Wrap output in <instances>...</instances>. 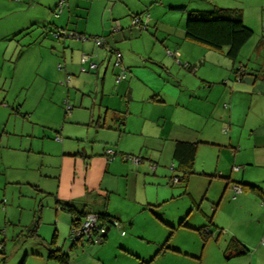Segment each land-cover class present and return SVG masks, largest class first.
I'll list each match as a JSON object with an SVG mask.
<instances>
[{
    "label": "rangeland",
    "instance_id": "rangeland-1",
    "mask_svg": "<svg viewBox=\"0 0 264 264\" xmlns=\"http://www.w3.org/2000/svg\"><path fill=\"white\" fill-rule=\"evenodd\" d=\"M59 1L0 0V264H65L49 258L53 246L70 254L66 264H249L254 249L249 247L251 254L244 259V255L226 258L227 230H216L208 218L223 193L219 172L196 171L189 178L190 190L183 192L165 175L160 180L149 175L138 178V166L150 164V156L134 151L136 139L121 142L123 146L109 142L104 153L97 152L104 146L103 136H114L117 129L110 115L103 123L105 103L96 91L101 81L95 77V83L87 77L90 73L81 71L79 60L81 51L100 48L94 44L98 35L122 44L130 40L121 37L122 31L132 30L131 43L149 53L146 61L160 56L161 50L176 51L172 45L177 42L179 60L196 64L187 72L193 76V84L198 81L201 87L183 91L178 98V110L183 114L179 112L176 118L187 125L190 109H194L195 120L188 125L199 126L204 135L210 134L207 137L234 141L237 133L245 134L242 124L240 128L234 120L231 125L221 124L220 114L215 119L213 111L203 120L198 112L206 113L207 107L198 101L211 103L212 110L218 108L222 113L220 99L227 90L237 94L241 112L252 108V115L264 106V97L256 93L262 90L264 95V0H65L63 11L57 13ZM216 7L240 8L244 24L254 32L236 60L226 55L227 48L208 49L183 39L192 10ZM37 13L43 17L41 23L29 25L15 36H4L13 21L21 25L24 14L27 22ZM138 15L143 24L133 23ZM73 32L80 35L73 36ZM185 52L189 59L184 58ZM115 62L114 54L112 67ZM158 67L164 70L152 63L148 72L152 74ZM182 69L170 67L171 74L164 70L165 76H171L170 84L178 85L177 76L183 79L186 73ZM120 70L118 67V73ZM66 74L70 75L67 82ZM238 88L241 90L236 91ZM173 103L170 100L167 106ZM108 149L118 152L115 158L107 157ZM118 149L143 161L136 165L120 157ZM127 164L134 167L126 171ZM171 165V161H159L156 173L167 170L173 176ZM144 171L153 173L150 165ZM170 191L174 196L164 198ZM106 198L111 213H121L119 225L111 227L102 243L95 237L71 248L72 218L61 202L73 201L78 206L88 202L92 203L89 209H103ZM148 200L155 202L146 203ZM222 208L219 218L234 212L226 211L228 206ZM233 228L248 231L252 243L264 237V226L255 220H246L240 227L233 224ZM253 261L264 264V249L255 253Z\"/></svg>",
    "mask_w": 264,
    "mask_h": 264
},
{
    "label": "crops",
    "instance_id": "crops-1",
    "mask_svg": "<svg viewBox=\"0 0 264 264\" xmlns=\"http://www.w3.org/2000/svg\"><path fill=\"white\" fill-rule=\"evenodd\" d=\"M173 8H175V6L172 7V9ZM23 16L24 19H21L25 22V18L27 19V16L25 14ZM41 18H43L41 17V13H37V16L35 18L30 17V20L25 23L22 22L21 25H18L15 21H13L12 27L4 33V36H15L16 33L20 32L21 30H25L27 26L33 25L35 23H41ZM116 24L118 29H123V26L120 27L118 21L116 22ZM104 37L106 39V36ZM121 37H123V39L130 38V40H128L129 42H124L122 44H116L118 41L117 39H115L116 41L114 40V43L105 40V44L107 43L106 47L101 45L102 47L100 46V48H97V50L95 48L96 52L92 48H87V51H81L82 53L79 60L81 71L90 73L89 75H87V77L94 79L95 83V77L99 81H101V88L97 84L96 91L101 92V101L105 103L106 110L103 123L106 124L107 118L110 115L114 123V128L117 129L116 135H112L109 137L103 136V138L105 139V143L103 142L104 146L101 148L98 147L97 152L100 153L102 150V152L104 153L106 149L105 144H108L109 142L116 141L121 146H123V143L121 142H134V139H136L138 147H136L134 151L150 156L148 157V161L150 164L144 163L143 165L138 166L140 170V172L138 171V178H140V176L142 175L143 177L149 175L151 177H154L156 180H160L161 177L165 175L164 177H170L172 179V176H170V171L161 170L160 173H156L158 171L157 169L159 161L165 164H169V162L171 161V169L174 171L173 175H180L181 173L179 172V170H176V168L179 166V161L174 156L177 142H198V149L192 166L193 171L190 174V177H192L191 175L195 174L196 171H203V173L209 175L212 172H215L213 174H217L219 172L218 175L220 178L218 182L221 181L224 183L221 198L213 209L212 217H208L211 224L217 227L216 230H219L221 233H224L223 231L227 230V234L229 235V237L226 241L224 255L226 256V258L231 259L244 255V257H241L242 259H244L249 257L245 254L250 253V247L254 249V252H252V261H250L249 264H256L253 261V257L255 256L256 252L264 249V244L262 242L264 237L261 241L258 238L255 243H252L253 239L250 238L251 236L248 231L244 232L235 229L233 228V224H237V226L240 227L241 224L246 220L251 221V223L255 220L257 223H259V225L264 226V202L262 201L260 195L249 190H245L244 192L238 194L236 197H233L229 187L233 184H240L242 186L245 184H250L257 185L264 192V106L256 110L252 115V108L249 109V112L247 113L246 111L241 112L240 108L237 107V94L234 95L231 92L230 94H228L227 90L220 99L221 102H224V106L223 108H221L222 113H219L218 108H214L212 110L210 108L211 103L198 101V103L202 105L206 104L207 107L206 113L204 109V111L198 112V115L202 117L203 120L208 118L210 113L213 111L212 114L215 119H218V115L220 114L219 118L221 119L219 120L221 121V124H226L228 122V124L231 125L234 120V122H238V128H240L242 124L241 129H243V131L245 132L244 135L243 133H237V137L234 141L231 137H229V142H225L226 140L219 141L217 139L207 137L206 135L209 136L210 134L206 133V135H204L201 132L202 129H200L199 126L188 125L193 124L195 120L194 109H190L192 114L190 115V123H187V125L180 123L178 121V117L176 118L179 112L183 114L182 110H178V107L180 106L178 99L179 96L182 95L184 90L194 91L195 86L199 84L196 79L194 80H196L197 82L193 84V76H191L187 72V70L193 71L196 64H192L190 62L183 64V62L179 60L181 56V53L178 51L180 44H178L177 42L173 44L172 42L173 48L176 49V51L173 52L175 54L171 55L169 53L170 50L168 49L170 47L166 45V48L168 49H166L167 52L161 50L160 56L152 57L150 55L152 59L146 61V56L149 53H147L146 51H142V49L134 46L131 43V39H134L135 37L132 30H130L129 33L126 31H122ZM185 37L186 28L185 36L183 39L187 40ZM75 43L79 44L80 42ZM94 44L97 45L95 41ZM82 46H85V43L82 44ZM116 52H119L122 56V66L124 67L125 72V78H123L120 82L116 81V77L122 72V69L118 73L119 66L117 67L116 64L115 66L113 65V67L111 66V61L114 54L116 55ZM206 53L209 54V52ZM85 55L90 56V59L84 62L83 58ZM204 56L206 57L205 53ZM184 58L189 59L186 52ZM92 62L97 63V67L95 69H90V64ZM152 63L159 64L164 68L165 71L167 69L169 73L170 67H183L182 71L186 73V75L183 77V79H180L179 76L176 77L178 79V85L170 84L169 78H171V76H165L164 70H162L160 67H158L160 69H158L157 71L154 70L155 73L153 72L152 74H150L148 72V65ZM71 65L74 64L71 63ZM82 68H86V71H83ZM93 71H95L94 75L92 73ZM156 72L160 73V75ZM60 73L61 75H63L62 72H59V75ZM67 79H70L69 74L67 75L66 82ZM184 80H186L187 82L185 83ZM75 81L78 82L79 80L77 79ZM202 81H204V79H202ZM198 86L201 87V85ZM239 90L241 89L238 88V90L236 91ZM256 93H261L262 95H260L259 97H264L262 90H258L256 91ZM226 98L228 99V101L225 100ZM170 100L175 101V103H173L174 105H171L169 107L167 105ZM172 108H174V111H172ZM68 109H71V107H69ZM183 110L187 111L185 110V108H183ZM98 119L100 120V116ZM241 120L243 121V123L241 122ZM223 130L224 133L228 132V130L226 129ZM125 150L126 149H124V151L119 150L120 157L125 158L124 156L128 155L125 154L126 152H128ZM117 154L118 152H115L114 156L110 159L115 158ZM128 161H132V163H135L137 165L143 161V158H140V161L138 162H135L132 159H129ZM208 162H210L211 166L214 164V166L212 167L213 169H205L211 167L207 166ZM149 165L153 170L152 174L149 173V171H144L145 169H149ZM107 166H109L108 168H111L112 164H107ZM233 166H238L239 169L233 170ZM133 167V165L129 164L128 166L127 164L126 171H129ZM189 180L186 183L176 182L172 186H181L183 192H188L190 190V186L188 184ZM164 193L165 191H163V194ZM174 193V191H170L168 195H164L166 196L164 198H167L170 195L174 196ZM227 193L229 194V196L227 195ZM108 199L109 198H106V200L104 199L103 209H89L87 207L92 203L88 202H86L83 206H78L73 201L67 202L74 203L79 209H85L88 212H106L107 214L120 219L119 216L121 215V213L116 214V211L112 210V212L115 213L114 214L109 210ZM137 200L135 201L136 203L144 204L141 201L138 202ZM150 202L152 203L155 201L148 200L146 203ZM225 206L229 207V209L226 208V211L234 209V212L230 214L227 213L226 217L224 218H219L220 211L221 209H223L222 207ZM236 213L237 215H235ZM162 218L164 217L162 216ZM179 220H181V223H184L183 216H181ZM231 238H235L238 242H240L241 245H244L246 247L245 253H240L241 245H236L234 246V249L231 250L228 249V243Z\"/></svg>",
    "mask_w": 264,
    "mask_h": 264
},
{
    "label": "trees",
    "instance_id": "trees-1",
    "mask_svg": "<svg viewBox=\"0 0 264 264\" xmlns=\"http://www.w3.org/2000/svg\"><path fill=\"white\" fill-rule=\"evenodd\" d=\"M64 2L65 0H63V5ZM253 33V30L244 24L243 11L240 8L216 7L212 10H192L186 23L185 38L189 41L204 45L214 50L222 51L224 48H227L226 55L229 58L236 60L240 54L242 47L251 38ZM197 149L198 142H177L174 156L179 161V166L176 168V170H179L181 174L173 175L172 179L177 177L179 183H186L189 180L190 174L193 171L192 166L197 153ZM242 187L243 191L249 190L256 192L261 196L262 201L264 202V192L257 185L245 184ZM61 204L63 209L69 212L72 218L71 248H75L78 246V244L84 243L85 241H92V238H86L83 234H80L78 236L75 230L77 227H79L87 214L95 212H88L85 209H79L74 203L71 202L62 201ZM95 214L98 215V225L100 227L110 226L109 231L114 225L113 223H111V220H118V218L111 216L106 212ZM56 236L57 235L55 234V238ZM236 245L239 246L241 244L235 238H231L228 243V249H234V246ZM0 249H2V247ZM245 251L246 247L244 245H241L240 253H245ZM49 258L66 264L70 261V254L67 251L62 250L61 248L53 246L50 249Z\"/></svg>",
    "mask_w": 264,
    "mask_h": 264
},
{
    "label": "built area",
    "instance_id": "built-area-1",
    "mask_svg": "<svg viewBox=\"0 0 264 264\" xmlns=\"http://www.w3.org/2000/svg\"><path fill=\"white\" fill-rule=\"evenodd\" d=\"M62 6H63V0H61L59 2V4H58V10H59L58 13L61 12ZM133 23L134 24H143L140 16H134L133 17ZM55 35L56 36H60L61 33L55 32ZM71 35L79 36L80 34H77V33L73 32V33H71ZM94 41H95V43L98 46H101V45H103L105 43V39L102 38L101 36H94ZM169 53L171 55L175 54V53H173L171 51H169ZM89 59H90V56L85 55L84 58H83V61L85 62V61H88ZM115 64L122 69V72L120 74H118L117 77H116V81L120 82L123 78H125V72H124V67L122 66V56H121V54L119 52H116V62H115ZM96 67H97V63L92 62L90 64V69H95ZM82 70L86 71V68H82ZM114 154H115V152L113 150H111V149L106 150V155L109 158H112L114 156ZM124 157H125V159H132L135 162L140 161V157H138V156L125 155ZM238 169H239V167H235V170H238ZM173 182L174 183L178 182V178L177 177L173 178ZM229 189H230L233 197H236L238 194L243 192V187L240 184H233V185H231L229 187ZM111 221H112L111 223H113L114 225H116V226L119 225L118 220L112 219ZM75 231L77 232L78 236L80 234H83L86 238L94 239L95 237L98 238L105 231V226L100 227L98 225V215L97 214L89 213V214H87L85 216V219L82 221V223L79 225V227L76 228ZM122 234H124V232H122ZM262 242L264 244V238H263ZM0 248H1V246H0Z\"/></svg>",
    "mask_w": 264,
    "mask_h": 264
},
{
    "label": "water",
    "instance_id": "water-1",
    "mask_svg": "<svg viewBox=\"0 0 264 264\" xmlns=\"http://www.w3.org/2000/svg\"><path fill=\"white\" fill-rule=\"evenodd\" d=\"M110 226L105 227V231L96 239L98 243H102L109 232Z\"/></svg>",
    "mask_w": 264,
    "mask_h": 264
}]
</instances>
